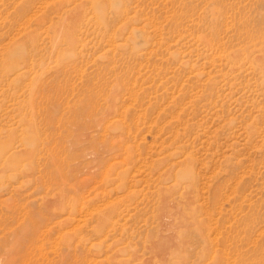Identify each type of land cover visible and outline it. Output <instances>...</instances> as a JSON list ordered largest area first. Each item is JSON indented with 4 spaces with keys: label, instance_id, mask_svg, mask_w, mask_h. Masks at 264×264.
Masks as SVG:
<instances>
[{
    "label": "rangeland",
    "instance_id": "obj_1",
    "mask_svg": "<svg viewBox=\"0 0 264 264\" xmlns=\"http://www.w3.org/2000/svg\"><path fill=\"white\" fill-rule=\"evenodd\" d=\"M0 264H264V0H0Z\"/></svg>",
    "mask_w": 264,
    "mask_h": 264
}]
</instances>
